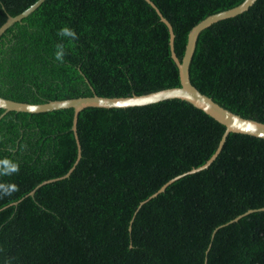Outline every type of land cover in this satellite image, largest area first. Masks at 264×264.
<instances>
[{"label": "trees", "instance_id": "1", "mask_svg": "<svg viewBox=\"0 0 264 264\" xmlns=\"http://www.w3.org/2000/svg\"><path fill=\"white\" fill-rule=\"evenodd\" d=\"M33 1L0 0V24ZM240 1L152 0L178 58L191 25ZM65 25L78 40L57 35ZM188 77L222 106L264 121V0L198 32ZM178 83L167 27L146 0H42L0 33L3 97L41 102ZM71 117V107H0V158L20 164L0 177L19 187L0 199V264H264V137L228 131L214 157L190 170L224 128L199 107L175 96L87 105L75 121L79 156L60 176L76 157Z\"/></svg>", "mask_w": 264, "mask_h": 264}, {"label": "water", "instance_id": "2", "mask_svg": "<svg viewBox=\"0 0 264 264\" xmlns=\"http://www.w3.org/2000/svg\"><path fill=\"white\" fill-rule=\"evenodd\" d=\"M41 1L42 0H34L25 8H23L21 11L13 15L7 14L4 21L0 24V33L12 21L17 20L20 17L26 15ZM146 1L151 6H153V8L158 13L160 20L163 21L167 27L170 56L174 60L177 67V73L179 79V83L177 85L161 87L143 93H130L125 95H99L92 92L89 95L54 98L41 102L16 100L12 98L3 97L0 95V107H2L4 111L13 109V110L28 111V112H36V111H44L59 107L72 108L70 129L73 132L74 140L76 143V149H77L76 157L72 165L68 168V170L65 171L60 176H64L68 173V171H70V169L72 168L73 164L75 163L76 159L79 156V144L75 132V121L78 110H80L82 107L87 105L104 106V107L126 106V105H134V104H143L151 101H156L162 98L175 96V97L183 98L188 102H190L192 105L199 107L204 112H206L207 114L218 120L219 122L223 123L224 128L221 132L215 150L209 155V157L202 164L198 165L197 167L191 168L190 170H194L205 166L214 157L215 153L219 149L228 131H239V132H245V133H250L264 137V121L241 116L240 114L235 113L229 110L228 108L222 106L221 104L213 100L209 95L205 94L204 92H201L198 88H196L190 82L188 77V63L194 48V43L198 32L202 28L210 24L212 21H215L222 17L236 14L237 12L244 10L253 0H241L239 3L231 7L207 14L203 18L196 21L193 25H191V27L187 31L183 52L180 58L177 57L173 49V42H172L173 32L169 21L160 13L157 6L152 2V0H146ZM32 106L35 107V111L31 110ZM60 176L51 177L43 180L42 182L55 179ZM172 178L168 179L166 182L170 181ZM164 184H162L158 189H162Z\"/></svg>", "mask_w": 264, "mask_h": 264}, {"label": "clouds", "instance_id": "3", "mask_svg": "<svg viewBox=\"0 0 264 264\" xmlns=\"http://www.w3.org/2000/svg\"><path fill=\"white\" fill-rule=\"evenodd\" d=\"M57 35L62 38H69L70 41H75L79 39L76 31L69 26H62ZM65 45L63 43H58L55 45L54 59L60 63L64 62V57L66 55ZM31 110L35 111V107L32 106ZM20 170L19 162L14 161L10 157L0 158V177L12 176L18 173ZM19 187L16 183L8 181H0V199L3 197H11L13 193L18 192ZM5 264H11V261H6Z\"/></svg>", "mask_w": 264, "mask_h": 264}]
</instances>
